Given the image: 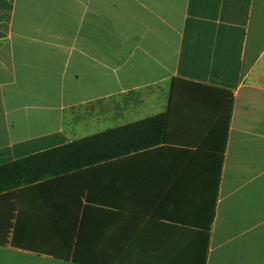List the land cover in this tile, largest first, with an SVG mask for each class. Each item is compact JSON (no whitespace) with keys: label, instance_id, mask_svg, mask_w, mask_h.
<instances>
[{"label":"crops","instance_id":"1","mask_svg":"<svg viewBox=\"0 0 264 264\" xmlns=\"http://www.w3.org/2000/svg\"><path fill=\"white\" fill-rule=\"evenodd\" d=\"M167 109L0 193V264H264V0H0V165Z\"/></svg>","mask_w":264,"mask_h":264},{"label":"trees","instance_id":"2","mask_svg":"<svg viewBox=\"0 0 264 264\" xmlns=\"http://www.w3.org/2000/svg\"><path fill=\"white\" fill-rule=\"evenodd\" d=\"M167 120L168 109L0 165V193L160 146L166 141Z\"/></svg>","mask_w":264,"mask_h":264},{"label":"rangeland","instance_id":"3","mask_svg":"<svg viewBox=\"0 0 264 264\" xmlns=\"http://www.w3.org/2000/svg\"><path fill=\"white\" fill-rule=\"evenodd\" d=\"M159 106V103L157 105H155L154 107H158ZM94 133V130H84V132H82V135H87V134H92Z\"/></svg>","mask_w":264,"mask_h":264}]
</instances>
